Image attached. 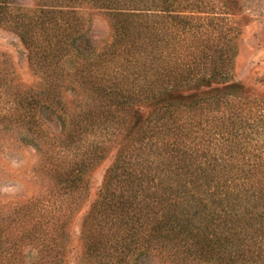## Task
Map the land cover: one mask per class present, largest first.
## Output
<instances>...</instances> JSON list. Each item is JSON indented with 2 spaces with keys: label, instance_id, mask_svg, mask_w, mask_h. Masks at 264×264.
<instances>
[{
  "label": "rangeland",
  "instance_id": "374dc122",
  "mask_svg": "<svg viewBox=\"0 0 264 264\" xmlns=\"http://www.w3.org/2000/svg\"><path fill=\"white\" fill-rule=\"evenodd\" d=\"M11 1L20 8L4 9V15L12 11V17L22 14L32 19L23 18L25 24L20 26L11 22L10 16L0 20V227L9 230V239L20 240L18 249L24 256L9 249L6 254L0 252V264H20V259L30 264L36 255L47 252L51 259L47 255L45 264H103L99 262L107 259L82 258L80 233L115 149L88 169L82 187L64 186L56 181L52 169L66 170L80 159L83 148H67L60 138L81 120V114L96 116L101 111L99 105L116 101L113 97L120 94L110 97L105 93L115 83L119 92L141 100L161 92V84L171 85L165 68L175 72L189 69L188 77L194 78L196 66H206L202 72L208 74V55L222 52L224 67H217L226 71L222 81H200L188 89L172 90L136 110L141 116L166 100L186 104L168 106L164 119L168 118L170 133L163 136L165 128L158 127L161 134L149 139L144 150L152 151L153 143L152 148L159 147L166 156L162 141L172 139L175 125L184 140L179 148L187 155L197 150L206 153V158L228 163L221 178L231 183L237 179L234 182L238 184L244 180L256 184L264 178V0H174L169 12L158 10L154 6L157 0H116L113 5L103 0ZM118 23L128 28L129 35L119 37ZM57 38L68 44V50H62L54 61L51 55L58 51ZM51 86H55L54 99L59 105L55 113L41 107L44 98L52 96L42 90L47 87L50 91ZM214 93L216 97L193 102ZM26 101L33 107L38 103L33 108L37 120L32 126L28 117L19 116L24 112L20 104ZM114 113L118 116V109ZM116 116L107 118V129L89 125L82 131L80 146L92 139L100 141L101 131L113 135L111 131L118 129ZM219 129L225 132L219 133ZM228 131L232 133L228 135ZM229 146L231 156L225 158ZM241 166L255 170L239 173ZM258 208L251 214L259 212ZM36 221L43 242L34 247L31 237L19 236L32 230ZM262 232L254 231L255 239ZM55 244L61 247L59 253L57 247H47ZM164 259L152 254L138 264H170ZM192 264L216 263L200 260Z\"/></svg>",
  "mask_w": 264,
  "mask_h": 264
},
{
  "label": "trees",
  "instance_id": "16d2710c",
  "mask_svg": "<svg viewBox=\"0 0 264 264\" xmlns=\"http://www.w3.org/2000/svg\"><path fill=\"white\" fill-rule=\"evenodd\" d=\"M103 1L108 5L117 4L116 0ZM173 1L157 0L154 6L158 10L169 12L172 10ZM18 8L20 7L14 5L11 0H0V20L3 18L9 20L7 17L10 16L13 18L11 22L20 26L21 23L25 24L23 18L32 19L22 14H15L12 17V11ZM4 9L12 11L6 16ZM118 27L120 38L129 35L127 27L122 24ZM25 32L21 31V36L24 38ZM55 46L58 51L51 55L52 60L59 59L62 50H68V44L59 38ZM224 60L222 52L210 53L209 73L202 72L208 69L206 66L203 68L196 66L194 78L188 77L189 69L185 72H175L174 68H165L167 71L164 75L172 79L171 85L161 84L160 87L163 88L161 92H153L141 100L126 92H119L116 83L113 87L109 85L111 90L105 93L110 97L120 94L119 97H113L116 101L109 102V100V103L99 105L101 111L96 112V116L89 114L90 112L79 114L83 116L81 120L84 123L79 125L81 121L79 118L70 130L64 132L65 136L60 139L65 147L83 148L80 159L71 167L66 170L58 167L52 169L56 181L62 182L64 186L85 185L88 169L115 149L113 161L104 175L99 196L84 217L80 233L84 247L82 258L100 257L98 260H101L107 257L102 259L103 262H99L103 264H138L140 259L156 254L166 257L164 261L168 260L170 264H192L200 260H213L216 264H264V178H259L256 184L246 183L245 180L238 184L234 182L237 179H232L231 183L228 178H221L220 174L228 168V163L221 159L218 161L216 157L206 158V153L197 150L196 153L187 155L184 148H179L184 140L180 131H177L178 127L174 125L175 120L172 121L174 125V133L170 136L172 139L162 141L165 144L166 156L159 147L153 149V143H151L152 151L144 150V145L149 139L157 133L161 134L157 131L158 127L165 128L163 136L170 133V124L166 121L168 118L164 119L168 113V106L186 105L183 101H163L147 109L146 114L141 116L136 112L140 107L147 106L150 101L172 90L188 89L193 83L200 81H222L226 71L218 70L217 67H224ZM100 81L95 84L101 86ZM54 88L55 86H51L50 91H47V87L42 90V93L52 95L46 96L41 104V107L45 106L51 112L59 107L54 99L56 97ZM216 96V93L200 96L193 102ZM32 104L30 101H26L24 105L20 104L24 107V112L19 114L21 118L28 117L27 123L31 126L37 120L34 119L33 108L38 103L35 102L34 107ZM113 104L114 109L110 108ZM117 109L118 116L114 113ZM42 116L46 117L44 114ZM114 116L118 129L111 131V133L115 132L113 135L103 134L101 131L105 136L103 140L101 135L100 141L92 139L86 145L80 146L84 133L82 131L89 128V125L105 129L107 118ZM61 120L64 123L67 119L61 115ZM157 123L159 124L156 125ZM76 128H81V131ZM223 132L225 131L219 129V133L223 134ZM227 133L229 135L232 132ZM234 135L238 136L237 133ZM226 139L229 140V136ZM229 144L232 145L231 142ZM230 149V146L227 147L225 158L231 156ZM238 168V172L243 174L255 170L245 166ZM113 182H116L115 187H111ZM35 203L36 201L30 206ZM253 208L261 209L251 214ZM38 225V221L33 222L32 230L23 231L19 237L23 239L31 237L33 239L31 245L36 247V244L43 242ZM59 228L61 230L59 241L62 242L61 224ZM258 230L263 232L260 238L255 239L256 235L253 233ZM8 235L9 230L0 227V252L6 254L9 249L11 253L18 251V255L23 258L24 253L18 249L20 240L9 239ZM47 247L55 249L57 244ZM60 248H56L57 253ZM47 255L49 256L46 257ZM45 257L51 259V253L36 255L30 264H45L47 261ZM20 261V264H26L25 259Z\"/></svg>",
  "mask_w": 264,
  "mask_h": 264
}]
</instances>
